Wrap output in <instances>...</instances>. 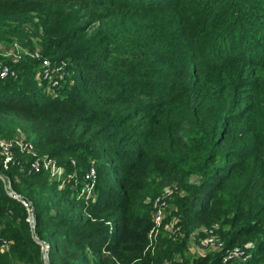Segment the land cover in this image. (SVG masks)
<instances>
[{"label": "trees", "instance_id": "obj_1", "mask_svg": "<svg viewBox=\"0 0 264 264\" xmlns=\"http://www.w3.org/2000/svg\"><path fill=\"white\" fill-rule=\"evenodd\" d=\"M1 39L21 51L0 78V139L75 177L59 187L31 153L14 147L7 168L0 153L34 209L32 229L0 178V264H264V0H0ZM23 49L66 62L53 94ZM203 228L220 250L191 251Z\"/></svg>", "mask_w": 264, "mask_h": 264}, {"label": "built area", "instance_id": "obj_2", "mask_svg": "<svg viewBox=\"0 0 264 264\" xmlns=\"http://www.w3.org/2000/svg\"><path fill=\"white\" fill-rule=\"evenodd\" d=\"M15 47L12 48L13 50L8 54L7 50L1 51L0 49V78H5L8 75H15V71L10 68L9 65L5 63L6 57L12 61H16L20 57L21 48L14 44ZM27 55L32 56L33 58L39 59V68L35 73V80L38 84L45 85V90L47 93L53 94V91L59 85V81L63 78L65 74V65L66 62L61 61H53L48 57H44L40 54L38 50L30 51L28 49H23ZM16 147L20 151L25 153H31L34 157L33 160L30 161L29 166L30 170L35 173H39L41 171L47 172L49 179L51 181H56L59 183V187H63L65 184L70 183L71 180L75 177L74 173H67L65 171L64 166L57 163L54 158L44 156V155H36L35 147L31 142L24 141L23 137H14L9 140H1L0 141V148L1 154H3V166L7 168L9 162L12 161V149ZM74 164V162H72ZM0 178L5 181L6 193L11 198H14L22 203V205L26 208L28 216L26 220L31 225V228L34 227V209L31 202L27 199H24L21 195L16 193L13 188L11 187L10 181L3 177L0 173ZM84 183L80 189V195H86L87 198H90L94 192V186L96 181V172L93 167H90L87 171L83 174ZM76 185V183L74 182ZM72 187H74L72 185ZM173 193L172 187H167L162 194L156 196L152 200V220L154 222V226L159 227L161 222L163 221L165 209L168 207V198ZM86 198V199H87ZM173 220L170 225H167L169 231L172 229V233L179 231V226H174ZM210 233H207L206 236L200 238L198 243L194 241V239L190 242V249L192 252L196 251L199 253H205L208 249L210 251H218L223 247V242L219 237H217L211 230ZM205 232V231H204ZM157 232L152 229L149 231L148 236L149 238L153 239L156 237ZM0 244L5 246L7 244V240L0 239ZM46 247V246H45ZM244 255L243 250L239 247H234L232 250H227L226 255L223 258V261L231 257H242Z\"/></svg>", "mask_w": 264, "mask_h": 264}, {"label": "rangeland", "instance_id": "obj_3", "mask_svg": "<svg viewBox=\"0 0 264 264\" xmlns=\"http://www.w3.org/2000/svg\"><path fill=\"white\" fill-rule=\"evenodd\" d=\"M14 44H17V41L15 40L14 42H4L2 39L0 40V49H1V51H5V50H7V53L9 54L13 49L12 48H14L15 47V45ZM8 58L6 57V59L5 60H7ZM0 137H4V136H2V135H0ZM1 140H4V139H0V141ZM0 153H1V150H0ZM79 197H84V199H86L87 197H86V195H80V192H79V195H78ZM170 199V198H169ZM172 203V202H171ZM169 204H170V202H169ZM171 205V204H170ZM168 207H169V205H168ZM167 209V208H166ZM170 209V208H169ZM168 210V209H167ZM166 211V210H165ZM215 228H217V227H215ZM204 230H205V232L206 233H210V231H208L207 229H205V228H203ZM45 246V245H44ZM243 247H244V249H245V247H247L246 248V254L249 252L250 253V250L252 249V244H251V242H246L244 245H243ZM46 248V247H45ZM249 251H248V250ZM210 250H206L205 251V253H207V252H209ZM191 253V252H190ZM15 264H23V263H20V262H16Z\"/></svg>", "mask_w": 264, "mask_h": 264}, {"label": "water", "instance_id": "obj_4", "mask_svg": "<svg viewBox=\"0 0 264 264\" xmlns=\"http://www.w3.org/2000/svg\"><path fill=\"white\" fill-rule=\"evenodd\" d=\"M47 248H48V245L46 244V249H45V252H44V260L47 261Z\"/></svg>", "mask_w": 264, "mask_h": 264}]
</instances>
